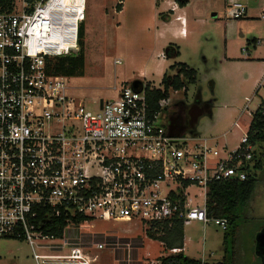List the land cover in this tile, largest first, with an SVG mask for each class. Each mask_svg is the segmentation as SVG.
<instances>
[{"label":"built area","instance_id":"built-area-1","mask_svg":"<svg viewBox=\"0 0 264 264\" xmlns=\"http://www.w3.org/2000/svg\"><path fill=\"white\" fill-rule=\"evenodd\" d=\"M2 1L0 240L27 242L34 264H96L108 248L119 264H164V256L136 260L133 240L114 235L97 242L91 237L99 234L87 229L97 221L123 222L159 238L176 222H200L227 231L226 218L208 216L207 196L212 184L251 175L258 145L249 131L256 114L264 119V97L248 113L251 123L235 148L172 134L162 118L169 99L152 111L146 85L123 86L115 100L92 108L70 94L69 78L47 66L79 53L87 0ZM246 14L239 2L227 12L232 20ZM258 87L257 94L264 83ZM240 120L234 127L243 130ZM60 219L64 226L54 235ZM184 251L185 242L168 249Z\"/></svg>","mask_w":264,"mask_h":264},{"label":"rangeland","instance_id":"rangeland-1","mask_svg":"<svg viewBox=\"0 0 264 264\" xmlns=\"http://www.w3.org/2000/svg\"><path fill=\"white\" fill-rule=\"evenodd\" d=\"M122 2L123 12L118 14V0H87L85 76L69 78L70 94L92 108L104 106L117 98L123 86L135 80L151 88L160 87L158 61L167 70L176 63H185L196 71V82L186 84L187 94L170 92L169 110L162 118L166 121L169 113H180L185 136L216 137L220 146H238L251 123L248 113H254L264 97V89L257 94L264 69V0H189L185 9L186 36L175 42L181 46L182 55L165 61L157 58L166 46L156 35L165 18L163 14L167 13L159 6L160 0ZM237 2L247 8V14L232 20L227 12ZM149 64L146 78L144 71ZM239 119L243 130L233 127ZM252 174L257 177L258 186L249 207L241 212L238 230L231 236L230 241L236 242V259L230 264H262L255 248L256 236L264 229V168L253 170ZM193 192L200 193V201L203 200L202 192L196 188ZM87 231L99 234L91 237L97 242H106L114 235L133 240L136 260L169 255L168 246H160L161 240L150 238L141 228L127 223L97 221ZM183 233L186 258L208 264L224 262L226 231L212 223L192 222L183 228ZM228 233L232 234V227ZM118 258L108 248L96 264H119ZM0 264H34L30 245L25 241L0 240Z\"/></svg>","mask_w":264,"mask_h":264},{"label":"trees","instance_id":"trees-1","mask_svg":"<svg viewBox=\"0 0 264 264\" xmlns=\"http://www.w3.org/2000/svg\"><path fill=\"white\" fill-rule=\"evenodd\" d=\"M189 0H175L180 7H185ZM3 1L0 0V4ZM118 11L122 10L121 4L117 6ZM84 37L85 27L84 24L80 27L79 32V46L80 51L77 55L60 57L51 59L47 62V66L50 72L57 76H63L67 78H82L85 76L86 59L84 53ZM255 43V41H254ZM166 57L173 58L178 57V48L170 44L164 51ZM175 67V66H174ZM179 71L177 76L165 75L162 80L163 89L151 88L146 86V97L148 104L152 111L159 109V102L169 99L170 91H187L186 84H194L196 82V71L186 64L176 65ZM251 141L258 145L259 151L254 157L253 170H262L264 168V119L260 114H256L251 130L249 131ZM258 186L257 177L251 173L247 180L229 181L222 183H215L210 186V190L207 196V213L210 218H226L229 222V227H232V234L228 233L229 227L224 237L225 257L224 262L217 264H230L236 259V242L230 241L231 236L238 230V223L241 218V212L245 211L256 192ZM64 226V222L60 219L57 221V226L53 228L52 234L59 235L60 228ZM59 227V229H58ZM182 222H176L174 227L170 230H166V234L161 237H157L154 232H149L150 238L159 239L164 241L169 249L183 248L184 233ZM164 264H201L200 261L186 258L183 253L177 255H169L163 258Z\"/></svg>","mask_w":264,"mask_h":264},{"label":"crops","instance_id":"crops-1","mask_svg":"<svg viewBox=\"0 0 264 264\" xmlns=\"http://www.w3.org/2000/svg\"><path fill=\"white\" fill-rule=\"evenodd\" d=\"M158 4L163 9H165L167 11V13L163 14L165 18L163 19V22L161 23L160 27H158V31L156 32V35H158V37H159V41L161 42L164 40V44H166L163 51L160 54H157V58H158V60L163 59V61H165V59L166 60H174V59L180 58L182 55L181 46L175 42H177L176 38H178V37L184 38L186 36V27L188 26V21H187L186 16H185V9L187 8L188 4L185 7H180L175 2V0H160V2H158ZM229 6H230V4H227L228 8H229ZM122 12L123 11L121 10L118 14H121ZM168 37H169V39H168ZM170 44H173L178 48V53H179L178 57H173V58L166 57L164 51ZM155 61L156 60H154L153 62L155 63ZM179 64H185V63H179ZM151 65H152V61H151ZM151 65L149 64V66L147 67V70L144 71V73H145L144 75L146 78H147L148 68L151 67ZM163 65H164V63L160 64V62L158 61L157 66H156V70H158L157 72L161 74L162 79L160 82V87L156 86L157 88H155V89H163L162 80H163V77L165 75L177 76V74H178L179 69H178V67H176V65H178L177 63L174 65L175 67L171 66L168 70L165 69V67H163ZM186 65H188V64H186ZM263 74H264V69L262 72V80H261V82L258 83V86L260 83H263V81H264ZM142 85H143V83H142ZM171 91H173V90H171ZM182 91H185V90H182ZM173 92H180V91H173ZM187 92H188V90L185 91L186 94H187ZM169 99H170V94H169ZM182 105L185 109V105L184 104H182ZM169 106H170V103H169ZM169 106L164 113L168 112ZM169 115H170L169 119H167L166 121H164V119H163V124L166 127H168L169 131L172 134L184 135L185 132H184L181 114L178 113V115H176V113H169ZM194 136L199 137L198 135H194ZM212 139H216L217 141H219L218 138H216V137H214ZM224 145H230V144H224ZM128 234H130V232ZM184 240H185V236H184Z\"/></svg>","mask_w":264,"mask_h":264},{"label":"water","instance_id":"water-1","mask_svg":"<svg viewBox=\"0 0 264 264\" xmlns=\"http://www.w3.org/2000/svg\"><path fill=\"white\" fill-rule=\"evenodd\" d=\"M141 86H142V82L140 80H135L132 83V87L134 89H138ZM255 253L258 257L261 258L262 264H264V229H262L256 236Z\"/></svg>","mask_w":264,"mask_h":264}]
</instances>
